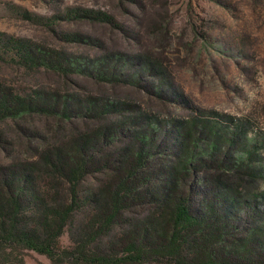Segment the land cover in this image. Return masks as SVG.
Masks as SVG:
<instances>
[{
    "label": "rangeland",
    "instance_id": "obj_1",
    "mask_svg": "<svg viewBox=\"0 0 264 264\" xmlns=\"http://www.w3.org/2000/svg\"><path fill=\"white\" fill-rule=\"evenodd\" d=\"M80 9L107 18L83 19ZM0 36L81 63L66 73L28 67L0 42L1 86L21 96H69L83 105L80 110L73 102L70 118L25 114L0 120V170L36 164L35 176L48 178L40 180L44 190L66 193L69 184L47 173L42 154L70 149L81 136L116 125L91 150L79 197L84 201L114 179L129 162L127 148L142 146L135 139L141 131L148 137L149 165L140 191H149L189 144L182 135L187 123L203 120L207 128L193 132L201 159L191 180L193 208L214 201L216 216L239 235L259 230L251 250L264 255V0H0ZM109 103L114 107H105ZM95 209L85 204L75 213L60 238L62 249L74 245ZM154 211L150 198L131 206L101 243ZM14 257L16 264H52L30 250Z\"/></svg>",
    "mask_w": 264,
    "mask_h": 264
},
{
    "label": "trees",
    "instance_id": "obj_2",
    "mask_svg": "<svg viewBox=\"0 0 264 264\" xmlns=\"http://www.w3.org/2000/svg\"><path fill=\"white\" fill-rule=\"evenodd\" d=\"M77 15L91 20L107 18L93 10L80 9ZM0 42L19 64L28 67L44 66L66 73L72 70L71 67L81 65L78 59L68 60L57 51L36 47L25 40L9 38L6 42L0 39ZM98 67L96 65L95 69ZM96 72L102 80L107 78L100 70ZM73 102L82 110L83 105L69 96L42 93L21 96L0 85V120L25 114L70 118ZM85 103L97 102L87 99ZM105 107H114V104ZM92 112L98 115L100 110L93 109ZM115 126L102 127L93 134L81 136L70 149L58 147L42 154L41 161L47 173L69 184L66 193L60 188L54 193L44 190L40 182L48 178L35 176L36 164L25 165L24 169L0 170V264H16L14 255L23 250L44 255L52 264H264V255L255 257L251 250L259 230L239 235L235 228H230L227 220L216 216L214 201L211 204L203 201L201 208H193L195 186L191 180L201 160L199 138L193 132L200 128L202 133L207 128L203 120L187 123L182 135L186 140L189 138V144L186 143L159 186L140 191L148 179L143 176V170L149 165L145 157L149 153L145 148L148 137L141 131L135 139L138 138V144L142 146L135 142L127 148L129 162L122 164L107 186L86 195L81 201L78 186L91 171V150L98 145V138H106L116 131ZM210 133L217 137L215 130ZM146 198L154 204L152 215L102 244V238L114 227L120 215ZM85 204L97 208L96 213L81 229L74 245L62 249L60 238L75 213ZM261 227L264 229V222Z\"/></svg>",
    "mask_w": 264,
    "mask_h": 264
}]
</instances>
